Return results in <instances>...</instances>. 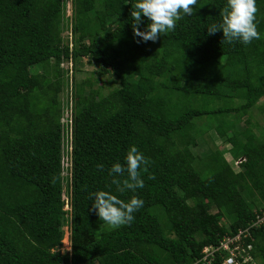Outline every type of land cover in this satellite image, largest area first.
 <instances>
[{
    "label": "trees",
    "instance_id": "16d2710c",
    "mask_svg": "<svg viewBox=\"0 0 264 264\" xmlns=\"http://www.w3.org/2000/svg\"><path fill=\"white\" fill-rule=\"evenodd\" d=\"M136 2L77 0L68 18L67 0H0V264H193L264 210V132L239 126L254 107L264 111V0L261 38L248 45L207 34L226 0H198L173 32L137 43ZM82 59L98 72L77 82L60 68ZM108 74L116 85L104 93ZM210 129L231 146L198 157ZM131 146L150 163L144 187L121 194L109 169ZM225 152L241 159L237 171ZM98 191L144 204L130 225L99 236L105 224L89 211ZM251 233L264 264V225Z\"/></svg>",
    "mask_w": 264,
    "mask_h": 264
},
{
    "label": "clouds",
    "instance_id": "9594fccd",
    "mask_svg": "<svg viewBox=\"0 0 264 264\" xmlns=\"http://www.w3.org/2000/svg\"><path fill=\"white\" fill-rule=\"evenodd\" d=\"M197 3L198 0H138L131 4L132 31L135 37L140 38L137 43L148 41L155 43L161 35L173 32L179 20L184 16L193 15ZM258 11L256 0H226V5L219 13L221 22L210 25L207 34L211 36L222 32V43L251 44L261 38L256 24ZM142 18L149 21L143 31L140 30ZM149 163L150 161L136 146H131L126 154L125 163L123 165L115 163L109 169V175L114 177L111 183L116 186V191L123 194L129 190L135 192L143 188L141 169L143 166V171L146 172ZM103 168V164L97 165L98 170ZM125 173L127 178L122 180L115 178L123 177ZM150 178L154 179V176ZM89 199L91 200L89 211L94 212L100 221L112 229L130 225L135 218L133 214L144 204V201L136 196L125 202L107 191L90 193ZM67 201L66 198L65 202Z\"/></svg>",
    "mask_w": 264,
    "mask_h": 264
},
{
    "label": "rangeland",
    "instance_id": "374dc122",
    "mask_svg": "<svg viewBox=\"0 0 264 264\" xmlns=\"http://www.w3.org/2000/svg\"><path fill=\"white\" fill-rule=\"evenodd\" d=\"M75 2L77 0H74ZM73 0H67L66 3V17H71L73 10H75L73 6ZM77 6V4H76ZM62 37L65 39L67 37L68 43L71 46V35L68 32H63ZM81 64H77L74 68V65L71 63H62L60 65V68L62 70L68 69V75L72 77V75L75 77V81H81L82 79L92 77V74L95 75L98 72L97 67L90 65L87 63L86 59L81 60ZM100 85L104 87V93H107L109 90L112 89L116 85L113 76L111 75H105L104 77L100 78ZM110 81V82H108ZM65 90V88H64ZM69 88L67 89V91ZM66 91L64 93L60 94V98L64 97ZM70 93V91H68ZM263 102L261 101L258 105H262ZM222 106L229 107L232 106L231 101L225 100L221 102ZM70 113L64 114V120L70 119ZM198 124L200 121L197 122ZM257 124V128L254 129L255 133L258 134L260 131L264 132V111L260 109V106L254 107L251 112V118L244 117L241 119L239 126H247L248 124ZM231 144L225 143L222 139H220L214 129H210L207 133L202 135V137L198 140V146L194 149L195 154L198 155V157H204L207 156L210 151H213L215 149H224L228 150L230 148ZM224 158L229 163L230 167L237 171L238 170V161L234 160L229 153L225 152ZM66 165V161L64 160V166ZM65 175V173H63ZM63 175V176H64ZM63 199L66 201L65 196ZM66 209V208H65ZM108 230V226L105 224L101 230L98 232V235L100 236L103 232ZM62 240L60 242V245L57 247V250L61 253L68 252L70 250V241H69V226L64 225L62 227ZM89 264H97L96 262L89 263Z\"/></svg>",
    "mask_w": 264,
    "mask_h": 264
},
{
    "label": "built area",
    "instance_id": "2783aa9c",
    "mask_svg": "<svg viewBox=\"0 0 264 264\" xmlns=\"http://www.w3.org/2000/svg\"><path fill=\"white\" fill-rule=\"evenodd\" d=\"M70 111L71 106L65 113H70ZM61 122L68 123L70 119L64 120L63 116ZM64 160L63 158V163ZM65 161V166H67L68 161ZM237 161L239 164L241 159ZM262 225H264V210L260 214H256L244 228H239L235 233L222 236L216 245L205 246L193 264H212L216 260H219L220 264H259L253 253V244L249 240H252L251 232Z\"/></svg>",
    "mask_w": 264,
    "mask_h": 264
}]
</instances>
